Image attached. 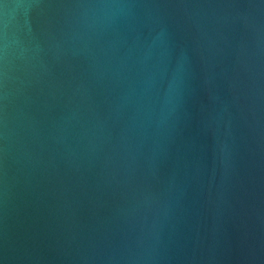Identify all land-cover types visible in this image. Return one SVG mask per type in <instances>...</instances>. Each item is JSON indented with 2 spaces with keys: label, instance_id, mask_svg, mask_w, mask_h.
<instances>
[{
  "label": "water",
  "instance_id": "obj_1",
  "mask_svg": "<svg viewBox=\"0 0 264 264\" xmlns=\"http://www.w3.org/2000/svg\"><path fill=\"white\" fill-rule=\"evenodd\" d=\"M0 264H264V0H0Z\"/></svg>",
  "mask_w": 264,
  "mask_h": 264
}]
</instances>
